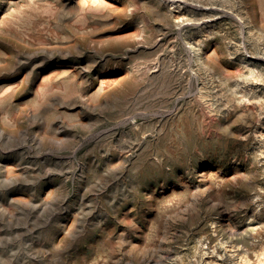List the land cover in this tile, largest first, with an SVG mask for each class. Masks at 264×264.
I'll return each instance as SVG.
<instances>
[{
  "label": "rangeland",
  "instance_id": "374dc122",
  "mask_svg": "<svg viewBox=\"0 0 264 264\" xmlns=\"http://www.w3.org/2000/svg\"><path fill=\"white\" fill-rule=\"evenodd\" d=\"M0 264H264V0H0Z\"/></svg>",
  "mask_w": 264,
  "mask_h": 264
}]
</instances>
